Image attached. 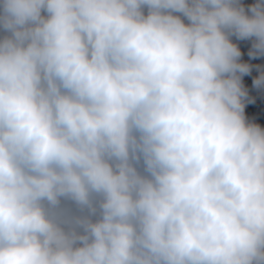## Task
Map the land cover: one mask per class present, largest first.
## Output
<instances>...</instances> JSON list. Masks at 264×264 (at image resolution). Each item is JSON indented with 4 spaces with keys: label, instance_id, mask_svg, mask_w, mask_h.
Here are the masks:
<instances>
[{
    "label": "clouds",
    "instance_id": "9594fccd",
    "mask_svg": "<svg viewBox=\"0 0 264 264\" xmlns=\"http://www.w3.org/2000/svg\"><path fill=\"white\" fill-rule=\"evenodd\" d=\"M233 38L264 0H0V264H264Z\"/></svg>",
    "mask_w": 264,
    "mask_h": 264
}]
</instances>
